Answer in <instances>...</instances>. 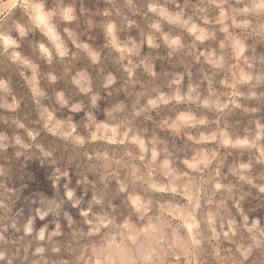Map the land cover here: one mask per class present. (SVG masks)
Masks as SVG:
<instances>
[{
	"label": "rangeland",
	"instance_id": "obj_1",
	"mask_svg": "<svg viewBox=\"0 0 264 264\" xmlns=\"http://www.w3.org/2000/svg\"><path fill=\"white\" fill-rule=\"evenodd\" d=\"M45 3L0 0V264H264V0Z\"/></svg>",
	"mask_w": 264,
	"mask_h": 264
},
{
	"label": "clouds",
	"instance_id": "obj_2",
	"mask_svg": "<svg viewBox=\"0 0 264 264\" xmlns=\"http://www.w3.org/2000/svg\"><path fill=\"white\" fill-rule=\"evenodd\" d=\"M14 4L21 6V0H14ZM22 7L29 17L30 27L26 29L22 25H17L21 37L29 36L30 31L39 30L46 36L58 39L56 26L60 23H72L77 19L74 8L63 6L48 8L45 0H23ZM5 44L11 47L17 45V41L9 37L5 40ZM40 50L50 61L52 53L49 48L41 45ZM59 54L63 56L64 52L61 50Z\"/></svg>",
	"mask_w": 264,
	"mask_h": 264
}]
</instances>
